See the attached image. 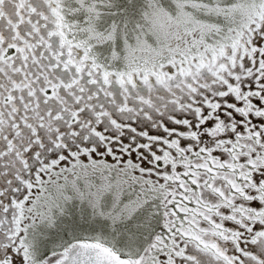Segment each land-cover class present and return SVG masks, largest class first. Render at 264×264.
<instances>
[{
    "label": "snow or ice",
    "instance_id": "snow-or-ice-1",
    "mask_svg": "<svg viewBox=\"0 0 264 264\" xmlns=\"http://www.w3.org/2000/svg\"><path fill=\"white\" fill-rule=\"evenodd\" d=\"M0 264H264V0H0Z\"/></svg>",
    "mask_w": 264,
    "mask_h": 264
}]
</instances>
